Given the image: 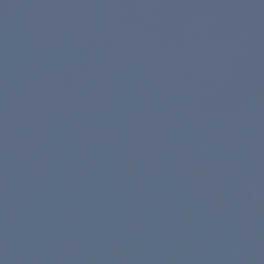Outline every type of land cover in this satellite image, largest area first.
<instances>
[{"label": "water", "instance_id": "1", "mask_svg": "<svg viewBox=\"0 0 264 264\" xmlns=\"http://www.w3.org/2000/svg\"><path fill=\"white\" fill-rule=\"evenodd\" d=\"M0 264H264V0H0Z\"/></svg>", "mask_w": 264, "mask_h": 264}]
</instances>
